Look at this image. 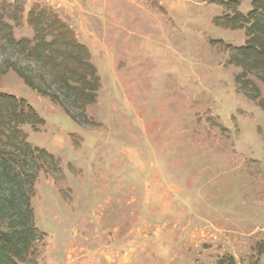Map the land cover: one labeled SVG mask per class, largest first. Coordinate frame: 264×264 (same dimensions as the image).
Returning a JSON list of instances; mask_svg holds the SVG:
<instances>
[{
	"label": "rangeland",
	"instance_id": "obj_1",
	"mask_svg": "<svg viewBox=\"0 0 264 264\" xmlns=\"http://www.w3.org/2000/svg\"><path fill=\"white\" fill-rule=\"evenodd\" d=\"M36 3L88 48L101 86L86 110L99 126L83 129L0 78L45 121L23 127L28 143L59 160L34 183L27 264H264V111L236 91L224 47L243 32L200 0H0L15 40L32 38Z\"/></svg>",
	"mask_w": 264,
	"mask_h": 264
},
{
	"label": "trees",
	"instance_id": "obj_2",
	"mask_svg": "<svg viewBox=\"0 0 264 264\" xmlns=\"http://www.w3.org/2000/svg\"><path fill=\"white\" fill-rule=\"evenodd\" d=\"M19 3V0H15ZM221 8L213 25L242 31L244 42L226 44L228 66L238 70L236 91L264 111V0H249V11L239 8L244 0H200ZM1 39L0 78L11 71L32 92L47 98L77 127L99 126L86 114L96 104L101 86L88 48L50 8L36 3L27 12L32 38L15 40L10 27ZM221 43L211 41L210 44ZM45 121L26 100L0 92V264H27L33 244L42 237L33 222L30 206L34 183L47 166L59 169V160L44 149L32 147L23 127L34 132ZM60 172V171H59ZM217 264H235L222 257Z\"/></svg>",
	"mask_w": 264,
	"mask_h": 264
},
{
	"label": "built area",
	"instance_id": "obj_3",
	"mask_svg": "<svg viewBox=\"0 0 264 264\" xmlns=\"http://www.w3.org/2000/svg\"><path fill=\"white\" fill-rule=\"evenodd\" d=\"M46 2H52V3H59L61 2L62 0H45Z\"/></svg>",
	"mask_w": 264,
	"mask_h": 264
}]
</instances>
